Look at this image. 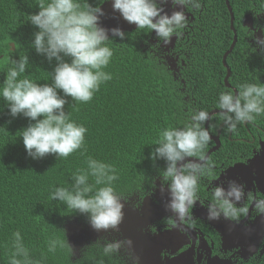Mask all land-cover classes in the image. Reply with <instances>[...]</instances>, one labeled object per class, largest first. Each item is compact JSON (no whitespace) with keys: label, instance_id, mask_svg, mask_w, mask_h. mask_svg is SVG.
I'll return each mask as SVG.
<instances>
[{"label":"clouds","instance_id":"9594fccd","mask_svg":"<svg viewBox=\"0 0 264 264\" xmlns=\"http://www.w3.org/2000/svg\"><path fill=\"white\" fill-rule=\"evenodd\" d=\"M112 1L115 11L129 23L137 25L132 32L138 29L155 31L164 44L171 43L173 36L178 38L187 26L185 8L190 11L201 7V0H172L173 6H180V9L169 15L163 7L168 0H98L96 6L88 0H39L38 13L31 14L29 19L38 28L31 47L50 63L53 59L57 62L50 72L51 83L41 84L25 75L31 67L28 54L11 60L4 80V74L0 76V97L6 102L10 115L14 118L23 115L30 121L26 128L20 130L19 137L33 159L54 154L58 160H66L78 151H86L88 129L71 119V111L66 113L65 105L67 97H71L75 104L90 102L101 85L112 79V74L105 69L114 57V38L124 40L126 33H132L113 28L110 30L112 36H109V29L101 25V17L105 14L102 7ZM260 7V12H264V0ZM256 42L264 51V39L257 37ZM10 48L15 51L16 44L11 43ZM231 54L230 51L225 52L224 67ZM237 87L238 94L221 90L216 100V108L221 110L219 118L223 121V129L229 134L236 133L239 125L264 117V83L258 79V82L245 81ZM211 119L207 110H193L190 121L183 127L168 126L160 131L155 144L157 147L152 153L154 161L163 159L167 163L166 169L160 173L170 192L167 208L173 213L170 218L175 221L173 227L182 232L196 229L193 208L197 201L204 202L200 196L201 183L215 169V162L208 155L211 150L207 152L213 139L210 124L207 128V121ZM189 157L196 159L186 160ZM85 164L86 167L72 173L69 186L53 185L49 199L65 205L71 213H80L89 219V222L70 220L66 225L78 221L83 225L91 224L96 231L113 232L85 246L77 259L67 236L66 240L57 236L48 238L47 251L55 254L58 250L70 248L72 261H76L81 259L86 248L94 244L102 248L104 257H117L119 264H122L118 259L122 249L128 255L125 264L129 261L139 264V257L129 251L132 240L124 237L128 230L119 229L125 215L122 200L130 208L133 204L115 185L119 179L118 169L114 164L92 156L87 157ZM208 201L209 220L223 216L239 223L241 218L249 215L253 206L255 215H264V195L245 193L244 185L235 181L229 182L227 190L223 186L213 187ZM242 201V206H238ZM41 256V260H34L21 233H13L9 264H43L47 256L44 253ZM98 264H104L103 259Z\"/></svg>","mask_w":264,"mask_h":264},{"label":"trees","instance_id":"16d2710c","mask_svg":"<svg viewBox=\"0 0 264 264\" xmlns=\"http://www.w3.org/2000/svg\"><path fill=\"white\" fill-rule=\"evenodd\" d=\"M88 2L96 6L98 0ZM38 3L39 0H0L3 80L11 60L28 54L31 67L25 75L41 84L51 83L50 72L57 62L53 59L50 63L31 47L38 28L29 19L31 14L38 13ZM216 12L222 17L220 6ZM204 30L211 40V25L207 24ZM212 33L219 42L221 51L217 53L221 55H211V43L208 48L193 47L187 66H181L178 73L145 47L152 34L149 30L126 33L124 40L114 38L117 43L112 45L114 57L105 69L112 79L102 84L86 104H75L67 97L65 112L71 111V119L83 124L88 132L86 151H78L66 160H58L54 154L41 159L29 156L19 136L30 121L23 115L12 117L0 97V264H9L16 231L21 233L34 260H41V254H46L43 264H98L101 259L104 264H119L117 257H104L102 248L94 244L76 261H72L70 248L55 254L47 251L48 238L57 236L66 240L68 221L89 222L86 215L71 213L65 205L51 201L50 191L53 185L69 186L72 173L86 167L88 156L116 166L119 179L115 185L124 198L133 196L153 175L166 169L165 160L152 159L160 131L168 126L183 127L190 121L193 110L211 113V91L217 94V99L219 92L225 90L218 82L225 70L222 61L231 32L221 28ZM11 43L16 44L15 51L9 50ZM234 55L228 57V64ZM212 73L217 78L211 84ZM210 148L211 143L207 151ZM148 184L152 185V181Z\"/></svg>","mask_w":264,"mask_h":264},{"label":"flooded vegetation","instance_id":"af4514ba","mask_svg":"<svg viewBox=\"0 0 264 264\" xmlns=\"http://www.w3.org/2000/svg\"><path fill=\"white\" fill-rule=\"evenodd\" d=\"M261 2L201 0L198 10L188 11L185 8L188 24L178 38L173 36L171 43L164 44L152 31L145 47L167 66L173 64V71L178 73L181 66H187L186 60L191 59L193 47L211 43V55L219 54L220 45L213 38L212 30H229L231 40L226 52L235 55L232 63L225 65L218 83L225 86L224 91L238 94L237 85L240 83L258 82V79L264 83V51L256 42L257 37L264 39ZM217 6L221 8L222 17L216 12ZM163 7L169 15L180 9V6H173L172 0H168ZM207 24L211 25V40L205 34ZM215 78L217 74L212 73L211 84ZM216 95L211 91V114H215L211 119L210 133L213 139L210 158L215 162V169L201 183L200 196L204 202L197 201L193 208L196 229L182 232L173 227L175 221L170 220L173 213L167 208L170 192L161 174L151 177L149 182L152 181V185L145 183L137 193L125 198L133 204L134 212L142 211L147 199L154 207L148 214L146 210L137 221L136 217H132V220L124 217V229L128 230L133 242L129 251L139 257V264H264V215H255L254 206L239 223L223 216L218 220L208 219L207 205L213 187L223 186L227 190L229 182L235 181L244 185L245 193L264 195V117L239 125L236 133L229 134L223 129V121L219 118L221 110L216 108ZM192 159L196 158H186ZM243 203L238 202V206ZM118 259L122 264L128 261L123 249ZM129 264L132 262L129 261Z\"/></svg>","mask_w":264,"mask_h":264},{"label":"water","instance_id":"95a60500","mask_svg":"<svg viewBox=\"0 0 264 264\" xmlns=\"http://www.w3.org/2000/svg\"><path fill=\"white\" fill-rule=\"evenodd\" d=\"M104 11V15L101 17V25L107 29H109V36H112L111 29L113 28H120L122 29L125 33L126 32H132L135 29H137V25L133 23H129L126 21L123 16L118 12L113 9V1L107 3L102 7ZM174 41V40H173ZM229 78L227 77L226 82H228ZM215 113H210V115H214ZM210 121H207V128L208 125L210 124ZM217 144H219V138H216ZM208 155H211V151L208 153ZM122 203H124L125 207L123 209L125 215L124 217L128 220H132L134 217H136V221L141 217V215L144 216L145 211L147 210V214L150 209H154L151 201L149 199L145 200L144 205H143V210H137L134 212L133 208H130L129 205L122 200ZM159 211V209H157ZM164 210H161L159 212H162ZM157 213V211L155 212ZM133 217V218H132ZM124 222V219H123ZM123 222L120 224L119 229H124L125 224ZM66 231V236L68 238V243L70 244L73 255L77 259L80 257V252L85 246H88L90 243H95L99 238L104 236L106 233H112L113 230H101V231H96L91 227V224L89 225H83L78 223V221H71L66 225L65 228ZM124 232V231H123ZM124 237L126 239H130V236L124 232Z\"/></svg>","mask_w":264,"mask_h":264},{"label":"rangeland","instance_id":"374dc122","mask_svg":"<svg viewBox=\"0 0 264 264\" xmlns=\"http://www.w3.org/2000/svg\"><path fill=\"white\" fill-rule=\"evenodd\" d=\"M169 66H170L172 69L174 68V65H173V64H171V63L169 64Z\"/></svg>","mask_w":264,"mask_h":264}]
</instances>
